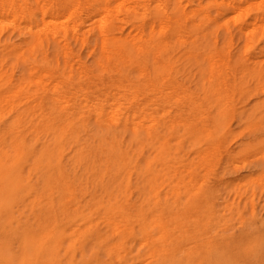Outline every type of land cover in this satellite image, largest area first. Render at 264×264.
I'll return each mask as SVG.
<instances>
[{
    "label": "rangeland",
    "instance_id": "374dc122",
    "mask_svg": "<svg viewBox=\"0 0 264 264\" xmlns=\"http://www.w3.org/2000/svg\"><path fill=\"white\" fill-rule=\"evenodd\" d=\"M0 219V264H264V0H0Z\"/></svg>",
    "mask_w": 264,
    "mask_h": 264
},
{
    "label": "bare ground",
    "instance_id": "6f19581e",
    "mask_svg": "<svg viewBox=\"0 0 264 264\" xmlns=\"http://www.w3.org/2000/svg\"><path fill=\"white\" fill-rule=\"evenodd\" d=\"M98 2H99V1H98ZM95 3H96V2H95ZM230 6H231V5H230ZM229 12H230V11H229ZM229 14H230V13H229ZM99 19H100V18H99ZM100 20H101V19H100ZM261 20H262V19H261ZM203 26H204V25H203ZM243 28H244V27H243ZM42 29H43V28H42ZM226 32H227V30H226ZM159 49H160V48H159ZM91 70H92V69H91ZM75 80H76V79H75ZM215 88H216V87H215ZM128 89H129V88H128ZM69 92H70V91H69ZM129 97H130V96H129ZM138 109H139V108H138ZM12 117H13V116H12ZM12 117H11V118H12ZM196 131H197V130H196ZM8 132H9V131H8ZM208 135H209V134H208ZM53 136H54V135H53ZM53 138H54V137H53ZM5 139H6V138H5ZM46 141H47V140H46ZM58 141H59V140H58ZM47 142H48V141H47ZM49 142H50V141H49ZM44 144H45V143H44ZM46 144H47V143H46ZM52 145H53V144H52ZM20 146H21V145H20ZM45 146H46V145H45ZM47 146H48V145H47ZM51 147H52V146H51ZM55 147H56V145H55ZM42 148H43V147H42ZM49 148H50V147H49ZM5 149H6V148H5ZM55 149H56V148H55ZM6 150H7V149H6ZM10 150H11V149H10ZM41 150H42V149H41ZM50 150H51V149H50ZM1 152H2V151H1ZM151 152H152V151H151ZM27 153H28V152H26L25 155H26ZM38 153H39V152H38ZM76 153H77V152H76ZM49 154H50V153H49ZM25 155H24V156H25ZM53 155H54V154H53ZM24 156H23V157H24ZM42 156H43V154L41 155V157H42ZM45 157H46V156H45ZM46 158H47V157H46ZM20 159H21V158H20ZM35 159H36V157H35ZM32 160H33V158H32ZM39 161H40V160H39ZM39 161H38V162H39ZM71 161H72V160H71ZM77 162H78V161H77ZM19 163H20V162H19ZM176 166H177V165H176ZM10 170H11V169H10ZM12 170H13V169H12ZM51 170H52V169H51ZM54 170H55V169H54ZM14 171H15V170H14ZM57 173H58V172H57ZM13 178H14V177H13ZM5 179H6V178H5ZM3 206H4V205H3ZM7 209H8V208H7ZM1 219H2V218H1ZM1 219H0V220H1ZM1 226H2V225H1ZM0 228H1V227H0ZM2 236H3V235H2ZM5 236H6V235H5ZM3 239H4V238H3ZM8 243H9V242H8ZM6 244H7V243H6ZM12 244H13V243H12ZM51 246H52V245H50V247H51ZM53 248H54V247H53ZM239 253H240V252H239ZM74 254H75V253H74ZM102 254H103V253H102ZM2 257H3V256H2ZM127 257H128V256H127ZM8 259H9V258H8ZM102 261H103V260H102ZM17 262H18V261H17Z\"/></svg>",
    "mask_w": 264,
    "mask_h": 264
}]
</instances>
